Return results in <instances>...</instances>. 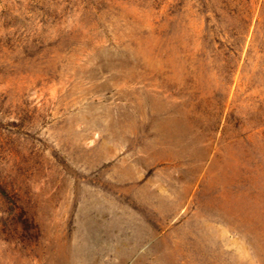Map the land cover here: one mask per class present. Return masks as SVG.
Here are the masks:
<instances>
[{
  "label": "rangeland",
  "instance_id": "1",
  "mask_svg": "<svg viewBox=\"0 0 264 264\" xmlns=\"http://www.w3.org/2000/svg\"><path fill=\"white\" fill-rule=\"evenodd\" d=\"M0 264H264V0H0Z\"/></svg>",
  "mask_w": 264,
  "mask_h": 264
}]
</instances>
